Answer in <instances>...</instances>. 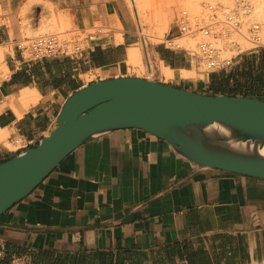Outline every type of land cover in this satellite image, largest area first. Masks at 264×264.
<instances>
[{
	"label": "crops",
	"instance_id": "obj_1",
	"mask_svg": "<svg viewBox=\"0 0 264 264\" xmlns=\"http://www.w3.org/2000/svg\"><path fill=\"white\" fill-rule=\"evenodd\" d=\"M96 25L105 33L76 57L33 59L23 45L57 28ZM138 39L127 0H0V48L8 50V75L0 80V163L21 151L12 139L36 146L65 98L81 86L147 77L127 63V50ZM163 47L154 52L172 77L156 81L264 100V92L219 88L217 74L210 81L182 77V70L194 69L192 60ZM255 53L261 69L264 48ZM237 63L217 72L230 73ZM25 90L38 95L28 108L19 99ZM0 245V264L13 256H27L31 264H264V180L195 165L160 138L118 129L73 150L1 214Z\"/></svg>",
	"mask_w": 264,
	"mask_h": 264
},
{
	"label": "water",
	"instance_id": "obj_2",
	"mask_svg": "<svg viewBox=\"0 0 264 264\" xmlns=\"http://www.w3.org/2000/svg\"><path fill=\"white\" fill-rule=\"evenodd\" d=\"M130 128L164 140L195 165L264 180V100L118 76L69 94L38 144L0 163V215L80 145Z\"/></svg>",
	"mask_w": 264,
	"mask_h": 264
},
{
	"label": "built area",
	"instance_id": "obj_3",
	"mask_svg": "<svg viewBox=\"0 0 264 264\" xmlns=\"http://www.w3.org/2000/svg\"><path fill=\"white\" fill-rule=\"evenodd\" d=\"M208 12L206 19L193 18L187 10H181L173 21L171 34L162 42L166 47L184 51L187 55L199 59L202 72L206 75L229 70L236 62L237 55L247 49L241 50L238 41L232 36L239 35L251 44L252 50L264 48V34L259 23H251L247 26L246 34L241 32L245 5L237 2L230 10H222V19H218L219 8L216 5L206 6ZM104 26L96 25L86 29H71L55 33H47L35 36L29 40L28 48L33 59L46 56H79L89 42L105 33ZM197 36L196 50L191 52L174 43V40L185 36ZM227 39L229 48L226 50L218 41ZM227 52V53H226ZM15 150H23L27 146L21 139L10 140ZM4 254V247L0 245V256ZM9 264H31L27 256H13Z\"/></svg>",
	"mask_w": 264,
	"mask_h": 264
},
{
	"label": "rangeland",
	"instance_id": "obj_4",
	"mask_svg": "<svg viewBox=\"0 0 264 264\" xmlns=\"http://www.w3.org/2000/svg\"><path fill=\"white\" fill-rule=\"evenodd\" d=\"M231 1H232L231 3L233 6L237 2H243L245 5V11H244L245 16L243 15V17H242L244 22H243L242 30H241V32L243 34H246L247 26L249 27V25L251 23H254V22L261 24L262 30L264 29V19H261L262 20V22H261V20H258L259 18L257 19L256 17L254 18V16H252V9L251 8H252L253 4L252 3L250 4L249 0H231ZM127 2H128L130 8L132 9V11L134 13L135 31H136L137 36L139 37V39H138L137 43L134 45V47L140 49L139 51L141 53V60H142L141 65L131 66V68H132L131 71H133L134 73H136L138 75H144V76L148 75L147 77H144V78H148V79H152V80L158 79V80L168 81L169 78H166V77L161 76L160 74H157L156 70H159L158 66L161 62L159 61L158 57L156 56L154 50L155 49H164V47H163L164 44L162 42H164V38L168 37L171 34L172 28H173V21H174L175 17L179 14V12L181 10H184V9H186L189 13H190V11L186 7H183V6H178V7L173 8V11L170 13L168 21H167V24H168V26L166 28L167 31L164 30V31H162V33L160 32L161 35H159L157 33V31L155 30L156 23H154V21H151V20H153L152 17L150 16L148 18V20H143L141 15L138 14V12L136 13V10L133 8L132 0H127ZM155 2H156V4H153V8L156 9V7L162 5L163 0H156ZM221 2L222 1H219V0L215 1V2L202 1L201 5H200V8H202V11L199 14L197 13V16L199 17V19H206V17L209 15L207 10H205V8L207 5L210 4L211 6H213V5L218 6L219 12L217 13V15H218V19L221 20L222 19V12L221 11L222 10L228 11L231 9V7H233L231 5H230L231 6L230 7L226 3H223V2L221 3ZM212 3H214V4H212ZM227 7H230V9ZM146 8H148V7H146ZM146 11L151 12L152 9H146ZM204 16H206V17L204 18ZM64 30H71V27L65 26V27L57 28V29L51 30L49 33H51V32L55 33V32L64 31ZM263 34H264V32H263ZM235 35L236 34H234L233 35L234 37L232 36V38L235 39V41H236L237 36H238V39L240 36L236 35V38H235ZM185 37H189V36H185ZM238 39H237V41H238ZM241 39L242 38H240L238 41L239 45H241L240 43H242V45L240 46V49L244 50V49L248 48V50H245L242 53H240L239 55H237L236 59L238 60V63L232 68V70L230 72L232 75L228 71L227 72L213 73V74H217L215 82L219 85L218 86L219 88L224 87V89H226V91H231V92L241 93V94L242 93H249V92H251V93L254 92L255 94L262 93V92H264L263 82L262 83L257 82V84L252 83V78H254V76L260 75V70H261L259 67L260 60L253 57V55H255L257 53H255L256 50H252L250 48L251 44L249 42H246L244 39H242L243 41ZM195 42L197 43V39ZM222 42H223V45H222L223 48L228 49L229 45L227 47L225 44V41L222 40ZM243 42L245 44L244 47H242ZM196 43H195L193 48H188V50L191 52L195 51L196 50ZM218 43H219V41H218ZM28 44H29V41L23 43V45H28ZM3 47H4L3 50L5 52H4V57H3L2 61L0 62V80H2L3 78H5L8 75V70H5V66H4V65H6V53L8 50H7L6 46H3ZM0 49H2V48H0ZM181 52L183 55H185V58H188L189 60H192V62H193L194 69L192 71L195 74L190 79L196 80V79L203 78L204 80H208V81H210L212 79L213 74H210L207 76L205 73L202 72L203 66H201L198 58H196L195 56L186 55L184 51H181ZM257 66H258V69L256 68ZM2 67H3V69H2ZM148 68H149V70H148ZM228 76H231V78L233 79V82H231L230 79H228ZM86 78L92 79L93 77L90 76V77H86ZM159 82L166 84V82H162V81H159ZM173 83H175V82L173 81ZM3 137L4 136L1 135L0 140L4 139ZM7 146L9 148H12L9 145H7Z\"/></svg>",
	"mask_w": 264,
	"mask_h": 264
},
{
	"label": "bare ground",
	"instance_id": "obj_5",
	"mask_svg": "<svg viewBox=\"0 0 264 264\" xmlns=\"http://www.w3.org/2000/svg\"><path fill=\"white\" fill-rule=\"evenodd\" d=\"M155 1L156 0H132V6L136 10V13L138 12V14L141 15L143 20H148V18L151 16L152 19H153L151 21H154V23H156L155 30L157 31V33L159 35H161L160 32L162 33V31L166 30V28L168 26L167 21H168L170 13L173 11V8L178 7V6L186 7L190 11V14L192 15L193 18H199L197 16V13L199 14L202 11V8H200V5H201L202 1L215 2V1H218V0H163L162 5L156 7V9L153 8V4H156ZM219 1H222L223 3H226L228 6H230V5L233 6L232 3H231L232 2L231 0H219ZM249 2H250V4L251 3L253 4L252 8H251L252 9V16H254V18L256 17L257 19L259 18L258 20L264 19V0H249ZM212 4H214V3H212ZM27 7H28V5H27ZM146 7H148V8H146ZM230 7H227V8L230 9ZM146 9H152V11L148 12V11H146ZM244 16H245V14H244ZM205 17L206 16H204V18ZM261 22H262V20H261ZM263 32H264V29H263ZM235 38H236V35H235ZM240 38L241 37H239V39ZM196 39L198 41V37L192 35V36H189V37H181L179 39H176V40H174V43L176 45L180 46V47L188 49V48H193L194 47V45L196 43L195 42ZM237 39H238V36L236 38V41H237ZM239 39H238V41H239ZM224 41H225L226 46L228 47V45H227V41L228 40L224 39ZM240 44L242 45V43H240ZM218 45L223 47L222 46L223 45L222 40L219 41ZM244 45L245 44L243 42V46L242 47H244ZM139 50L140 49L135 48V47L128 48V50H127V63L129 65L136 66V65H141L142 64L141 53H140ZM226 50H227V48H226ZM4 52L5 51L3 50V48L0 49V62L2 61V59L4 57ZM2 69H3V67H2ZM158 69H159L158 72L161 75H164L166 78L172 77V71L168 67H165L162 63L159 64ZM5 70H7L6 66H5ZM194 74L195 73L193 71H185V70L181 71V76L184 77V78L192 77ZM37 98H38V95L36 94V92L29 91V90L23 91L21 93V96L19 97L20 101L22 102V104H23V106L25 108H28L31 104L35 103L37 101ZM9 106H11V103L9 104ZM3 130L0 129V134L2 133ZM1 135H0V137H1Z\"/></svg>",
	"mask_w": 264,
	"mask_h": 264
},
{
	"label": "trees",
	"instance_id": "obj_6",
	"mask_svg": "<svg viewBox=\"0 0 264 264\" xmlns=\"http://www.w3.org/2000/svg\"><path fill=\"white\" fill-rule=\"evenodd\" d=\"M263 58H262V62H261V69H264V59ZM253 80H254V83H255V81L259 82V83H262L264 81V71L262 73H260L259 76H257V77L254 76ZM249 94L253 95L255 93L254 92H252V93L250 92ZM225 95H231V94L228 93V94H225Z\"/></svg>",
	"mask_w": 264,
	"mask_h": 264
}]
</instances>
